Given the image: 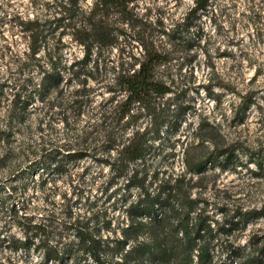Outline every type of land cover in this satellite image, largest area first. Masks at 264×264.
Here are the masks:
<instances>
[{
    "label": "trees",
    "instance_id": "1",
    "mask_svg": "<svg viewBox=\"0 0 264 264\" xmlns=\"http://www.w3.org/2000/svg\"><path fill=\"white\" fill-rule=\"evenodd\" d=\"M85 1L48 0L43 14L14 19L27 49L10 57L9 75L0 81V105H7L0 146L8 147L35 116L40 123L57 117L66 126L89 111L101 118L72 143L34 153L12 189L0 187V215L9 217L0 229V252L19 257L8 264H24L31 253L40 256L39 264H264V237L253 235L244 248L234 240L264 211L221 207L219 220L203 196L209 171L260 163L251 155L246 162L238 143H228L205 118L192 138L183 131L191 126L197 97L180 78L184 67L193 74L202 56L213 66L203 21L215 17L214 0H193L177 19L167 5L147 0ZM73 45L80 55L71 53ZM215 86L229 90L212 78L199 85L220 102ZM245 104L236 112L239 122ZM179 145L184 171L171 172L167 164ZM88 158L109 171L93 204L104 199L101 209L75 210L85 199L83 178L71 179L72 195H62L61 218L56 210L23 212L30 203L21 198L27 176L43 191L48 181L72 178L70 168Z\"/></svg>",
    "mask_w": 264,
    "mask_h": 264
},
{
    "label": "rangeland",
    "instance_id": "2",
    "mask_svg": "<svg viewBox=\"0 0 264 264\" xmlns=\"http://www.w3.org/2000/svg\"><path fill=\"white\" fill-rule=\"evenodd\" d=\"M45 1L48 0H0V81H4L9 75L6 68L10 65V57L27 49L26 41L14 21L15 17L32 18L36 13L43 14ZM147 1L159 6L167 5L168 13L174 19L182 17L193 5V0ZM90 4L91 0L85 1L86 6ZM213 8L215 17H206L203 21L208 40L206 48L213 66H209L202 56L201 63L196 66L193 74L189 68L184 67L180 78L183 85L191 87L189 95L197 97L196 111L188 117V124L191 123V126H184L183 131L192 138L190 134L199 120L205 118L218 126L228 143H238L242 158L246 162L251 155L260 163L259 166L248 162L236 172H220L215 169L207 173V186L203 196L210 202V212H215L216 219L220 220L221 214L217 209L221 207L264 211V0H214ZM72 49L71 53L81 54V50L75 45ZM210 78L215 83L222 81L229 86V90L215 86L214 91L222 95L220 102L208 99L199 87L208 83ZM197 88L200 96H196ZM244 96L245 100L242 99ZM97 99L100 102L102 97L98 96ZM245 102L249 107L245 111L243 122H239L238 117L241 115L236 112L243 109ZM1 103L0 126L7 107L6 101ZM100 118V115L89 111L79 118H71L69 126L57 120V117H46L44 123H40L37 116L28 119L8 147L0 146V158L5 157L0 161V187L6 191L11 190L16 174L26 168L36 158L35 155H39L41 149L51 150L72 143L79 133L93 131V124L99 122ZM184 136L181 135L182 138ZM167 165H171L168 166L171 172L184 171L183 147H177L174 160ZM70 173L72 178L63 175L56 181H48L43 191L40 188L33 189L35 182L30 175L27 176L29 188L21 198L29 200L30 203L29 208L23 212L42 216L56 210L57 217L61 218L63 215L58 213L63 202L62 195H72L71 179L75 183H81L83 178L85 181L82 186L87 187L85 199L74 204L75 210L84 215L90 209H101L104 199L98 206L93 204L96 197L102 194L101 190L108 180V169L88 158L73 165ZM34 179L38 181L39 177ZM87 197L90 198L91 205L87 204ZM44 208L48 211H43ZM4 215H0V229L9 219ZM15 231L14 228L10 232ZM253 235L264 237V217L253 221L234 240L238 246L244 248L248 246ZM16 258L19 257L8 250L0 252V259H4L6 264L7 259ZM40 261L38 254L31 253L23 263L39 264Z\"/></svg>",
    "mask_w": 264,
    "mask_h": 264
}]
</instances>
